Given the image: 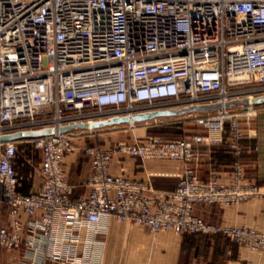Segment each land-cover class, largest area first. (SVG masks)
I'll list each match as a JSON object with an SVG mask.
<instances>
[{"label": "built area", "instance_id": "1", "mask_svg": "<svg viewBox=\"0 0 264 264\" xmlns=\"http://www.w3.org/2000/svg\"><path fill=\"white\" fill-rule=\"evenodd\" d=\"M263 92L264 0H0V213L7 209L11 219L9 227L0 224V250L23 249V264H92L109 217L156 234L222 235L264 254V233L195 215L197 206L264 197L245 175L241 124L253 121V100ZM244 97L243 111L228 105ZM212 102L220 104L215 113L194 119L203 132L172 140L136 135L109 151L87 147L89 191L72 200L65 158L76 150V135L62 127ZM48 127L55 133L30 140L41 154L42 189L22 194L17 145L1 138ZM222 132L230 171L223 177L211 166L201 179L212 134ZM118 153L182 162L183 179L163 192L114 176Z\"/></svg>", "mask_w": 264, "mask_h": 264}, {"label": "crops", "instance_id": "2", "mask_svg": "<svg viewBox=\"0 0 264 264\" xmlns=\"http://www.w3.org/2000/svg\"><path fill=\"white\" fill-rule=\"evenodd\" d=\"M261 99L264 100V97L258 96V100ZM255 105L253 121L241 123L248 135L242 142V160L247 179L264 189V103L255 102ZM246 106L247 98L244 97L238 101L236 110L243 111ZM167 111H173L175 115L138 122V130L149 135L148 130L152 126L186 122L189 134L203 132L194 119L210 114L200 111L198 106H181ZM138 130H130L125 122L93 131L74 130L76 150L65 158L73 201H80L89 191L86 181L91 171V159L85 154V149L100 147L109 151L119 144H132ZM211 138L199 171L200 178L204 180L211 166L217 167L225 177L233 161L226 145L227 132L214 133ZM14 143L18 149L15 167L21 181L19 191L25 195L39 193L43 184L41 154L33 148L30 140L21 139ZM184 166L177 161H142L118 153L113 156L111 174L150 182L158 191L172 192L183 179ZM195 215L210 224L248 227L264 233V197L232 207L197 206ZM22 219L27 221L25 215ZM10 223V216L4 208L0 213V224L9 227ZM97 239L100 245L94 251L92 264H264V254L242 248L222 235H177L171 231L156 234L147 227L118 222L109 217L103 218ZM23 257V249L0 250V264H23Z\"/></svg>", "mask_w": 264, "mask_h": 264}, {"label": "water", "instance_id": "3", "mask_svg": "<svg viewBox=\"0 0 264 264\" xmlns=\"http://www.w3.org/2000/svg\"><path fill=\"white\" fill-rule=\"evenodd\" d=\"M248 102V101H247ZM175 113L173 111H160V112H151V113H144L134 116L133 118L129 117H118L114 118L111 121H101V122H95L92 125L89 123H79L74 125H68L61 128V132H71L76 129H97L99 127L109 126L116 123H130L131 121L138 123V122H144L149 121L153 119H157L160 117H166V116H173ZM55 133V129L52 127L39 129V130H29V131H20L16 133L6 134L1 138L2 142H14L17 140L25 139V140H31L39 137L49 136Z\"/></svg>", "mask_w": 264, "mask_h": 264}, {"label": "trees", "instance_id": "4", "mask_svg": "<svg viewBox=\"0 0 264 264\" xmlns=\"http://www.w3.org/2000/svg\"><path fill=\"white\" fill-rule=\"evenodd\" d=\"M155 130H160V132L155 133ZM164 130V131H162ZM189 128L186 122H174L168 124H159L152 126L148 130V134L151 136H160L166 140H172L176 138H183L189 135Z\"/></svg>", "mask_w": 264, "mask_h": 264}, {"label": "rangeland", "instance_id": "5", "mask_svg": "<svg viewBox=\"0 0 264 264\" xmlns=\"http://www.w3.org/2000/svg\"><path fill=\"white\" fill-rule=\"evenodd\" d=\"M258 96L259 97H264V92L263 93H259L256 97H255V99L253 100L254 102H261V101H263V103H264V100L263 99H261V100H258ZM238 103V101L236 100V99H231L229 102H228V105H230V104H237ZM220 106V104H217V103H215V102H212V103H202V104H199L198 105V109L200 110V111H202V112H204V113H215L216 111H217V109H218V107ZM138 129H140L139 127H138ZM162 131H164V130H162ZM159 133L160 132V130H155V132H154V134L155 133ZM145 134V132L144 131H139L138 130V132H136L135 133V135H141V136H143ZM36 163V162H35ZM36 166H37V164H35ZM231 241V240H230Z\"/></svg>", "mask_w": 264, "mask_h": 264}, {"label": "bare ground", "instance_id": "6", "mask_svg": "<svg viewBox=\"0 0 264 264\" xmlns=\"http://www.w3.org/2000/svg\"><path fill=\"white\" fill-rule=\"evenodd\" d=\"M178 119V118H177Z\"/></svg>", "mask_w": 264, "mask_h": 264}]
</instances>
